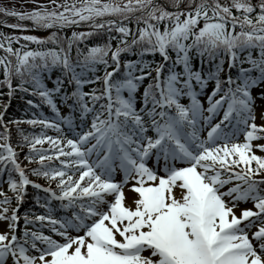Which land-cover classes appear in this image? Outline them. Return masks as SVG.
<instances>
[{"label": "snow or ice", "instance_id": "6c2138e0", "mask_svg": "<svg viewBox=\"0 0 264 264\" xmlns=\"http://www.w3.org/2000/svg\"><path fill=\"white\" fill-rule=\"evenodd\" d=\"M32 3L0 7L19 21L5 27L54 29L0 33V264H264V0ZM17 91L39 111L6 121ZM25 146L39 167L21 164ZM30 185L43 212L25 210L21 230Z\"/></svg>", "mask_w": 264, "mask_h": 264}, {"label": "rangeland", "instance_id": "374dc122", "mask_svg": "<svg viewBox=\"0 0 264 264\" xmlns=\"http://www.w3.org/2000/svg\"><path fill=\"white\" fill-rule=\"evenodd\" d=\"M37 2L38 3H48V0H37ZM58 2H63V0H58ZM222 2H224V0H222ZM34 6L35 5L32 3V0H0V7H7L9 9H15V10H18V11L31 10ZM5 20L7 21L8 24H13V23L19 22L14 17H5L2 13H0V21H5ZM22 23L27 24L29 29L32 28V23L30 21H24ZM1 24H2V26H4L3 23H1ZM50 31L52 32V31H54V29H52V30L36 29V30H29V31H26V32H21L19 30H14L12 28L3 29L2 27H0V33H4L6 35H37L39 37H47V36H49V33H51ZM21 43H26V42L21 41ZM13 47L14 48H19L20 45L19 44H13ZM0 52H1V55L5 54L2 49H0ZM255 95H256V97H255V105H254V107L256 108L257 115H258L260 110L262 108H264V100H261L259 98V92H257ZM3 104H6V103L4 101H1L0 105H3ZM1 110H2L1 112H3V107L2 106H1ZM31 118H32V116L31 117H27V119H31ZM23 120H26V119H23ZM14 134H16V127L13 125L12 126V135L14 136ZM12 144H13L14 147H16V145H17V143L15 141H12ZM37 147H41V145H37ZM42 147L48 148L49 145L47 143H45ZM17 151L19 153V157H18L19 161L21 162V164L23 166H26L27 169L34 168V167H39L38 158H37V160L33 161L32 163H29V161L25 159V154L28 151L26 146L23 149L17 148ZM257 154H264V153L257 152ZM52 163H53L54 166L58 165V161H53ZM29 176H30V179H32L36 183H39V184H41L43 186H47L49 184V181L47 179H45L43 176H39L38 177V176L32 175L31 172H29ZM51 184H53L54 187L56 186L55 182H52ZM3 190L5 192H7V194L9 196L13 195V193L8 190L7 184L3 185ZM125 194H126V202L128 204H131L132 203V198L134 196V193L130 192L129 188H125ZM0 199H2V197H0ZM14 201L15 200H13V203H14ZM14 205L15 204H13V207H14ZM240 207H242V208L243 207H252V205H251L250 202H242ZM38 213H41V211H39ZM22 215H23V213H22ZM7 223H8L7 221H0V229H6ZM145 255H147V253H145Z\"/></svg>", "mask_w": 264, "mask_h": 264}, {"label": "trees", "instance_id": "16d2710c", "mask_svg": "<svg viewBox=\"0 0 264 264\" xmlns=\"http://www.w3.org/2000/svg\"><path fill=\"white\" fill-rule=\"evenodd\" d=\"M0 27H2L3 29H9V27H5V26H2V24L0 23ZM76 30H88L87 28H79V29H76ZM238 30V29H237ZM71 29L67 30V35H71ZM51 32V31H50ZM51 33H49L50 35ZM62 35L64 33H61ZM94 41L97 42V43H102L104 42L102 39L100 38H94ZM93 41H89V44L91 46ZM52 45H45V46H41V47H51ZM116 46V41H113V47ZM38 46L34 43H30L28 45V48L29 49H35L37 48ZM81 47H83V45H81ZM255 55H258V52L257 53H254ZM4 55V54H3ZM1 55V52H0V56H3ZM73 57H75V50H73V53H72ZM126 55V54H125ZM127 58H132L134 59L135 57H131V56H128ZM147 59L151 60L153 59V57L151 56H148ZM155 59L157 61H160L161 58L160 56L157 54ZM196 66L199 67V62L197 61L196 62ZM248 65H245V67H247ZM227 69V64H225V70ZM110 70V69H109ZM102 74V71L101 73ZM222 78H225L224 77V74L222 73ZM3 79V74H2V70H0V80ZM18 83L17 80H14L13 81V86L15 87L16 84ZM46 83L48 84L49 87L52 86V83L51 81H46ZM101 87V85H89V88L87 89H91V87ZM6 92H7V88L3 85H0V93H4V95H0V102L1 101H4L6 104L8 103V97L6 95ZM23 97V98H22ZM27 99H34L36 103H39V98L38 97H32V96H27V95H23L21 94L20 92H16V94L12 97L11 99V105L10 107L8 108V111L5 113V120H8V119H11V118H16V119H27L28 116H31L32 115V112H35V111H38L37 109H34V108H28L25 104V100ZM1 106H0V112H1ZM27 113V114H25ZM22 128H24L27 132H36V133H39L42 129L41 128H34V127H31V125H27V124H22L21 125ZM44 131H46V133H56V131L54 129H43ZM0 131H2V129H0ZM12 141H15L17 143L19 137L16 134H14V136L12 135ZM18 148V147H17ZM34 193H37V190L33 189V188H30L28 190V196L26 197V203L24 204V206L21 208V212L24 213L25 210H28V209H31V210H34V207H33V204H34V200H33V194Z\"/></svg>", "mask_w": 264, "mask_h": 264}]
</instances>
